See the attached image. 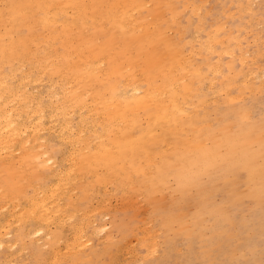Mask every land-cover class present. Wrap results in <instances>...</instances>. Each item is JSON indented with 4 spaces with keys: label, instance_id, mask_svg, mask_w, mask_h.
I'll return each instance as SVG.
<instances>
[{
    "label": "bare ground",
    "instance_id": "obj_1",
    "mask_svg": "<svg viewBox=\"0 0 264 264\" xmlns=\"http://www.w3.org/2000/svg\"><path fill=\"white\" fill-rule=\"evenodd\" d=\"M178 2L179 0H0V154L6 151L8 159L7 162H2L5 158L2 155L4 157L0 159V167L9 163V168L15 171L20 165L23 167L22 170L19 169L20 172L26 170L22 181L26 179L36 183V190L38 187L41 191L48 187V190L53 189L50 185L55 182L56 187L53 185L54 190L50 192V196L56 198L54 194H61L63 190L64 196L69 197V206L77 205V209L81 202L80 197L74 195V190L89 191V179L94 176L103 178L107 184L110 181L131 188L133 196H145L154 210L160 207L157 194L173 190L177 197L166 212L165 226L169 228L177 223L182 232L193 235L194 228L185 208L195 203L199 207L196 216L198 222L207 226L202 230L208 229L206 220H209L213 223L212 236L214 239L220 237L223 222L233 219V216L225 205L215 204L216 193L227 192L228 202H243L241 186L245 183L254 185L250 198L259 199L264 193V123H254L243 110L239 111L232 122L220 127H215L207 117H201V109L210 104L209 96L203 89L205 82L209 80L207 70L217 75L223 69L224 58L230 57L229 69L236 73L234 56L236 50L241 49L242 43L234 40L232 31H225L223 25L217 32H212L211 29L216 24L209 29L202 27L203 31L208 32L207 39L196 49L192 40L183 38L184 32L192 26L191 20L186 27L178 28L183 32L180 38L173 35L172 30L180 25L179 16L182 14ZM149 4L158 5L159 12L155 14L153 9L148 8ZM168 12L172 14L173 20L167 17ZM232 41L234 48L228 44ZM203 50L215 58L204 57ZM240 58L242 62L243 54ZM6 68L10 72H6ZM17 72L22 75L19 79L21 83L18 84L22 85V90H19L18 85L17 89L14 84L13 75ZM249 72L254 75V71ZM46 75L59 82L55 84L57 87L50 84L46 90L49 98H60L59 101L56 98L58 103L53 104L55 107L51 104L47 107L42 101V95H38L41 92L37 95L28 93L30 90L28 91L27 86L35 82L38 84ZM249 75L251 74L248 73ZM254 77L249 76L250 79H255ZM209 85L215 91L216 81L211 80ZM44 94L43 96L46 95ZM78 112L81 125L93 124L90 131L81 130L83 126L80 129L79 124L76 128L74 114ZM58 122V134L72 145L71 151L75 152L73 158L72 155L69 156V162L65 158L69 163L66 171L64 164H53L54 167L48 168V162L54 159L51 157L52 152L58 153L60 149L39 136L40 131H45L46 124L55 127ZM28 132L32 134L30 137L34 145L42 141L41 145L37 149H33V146L23 156L20 154L18 159H14L15 152H19L16 151L17 145H29L26 143L30 138H24ZM16 161L18 165H14ZM18 180L17 175H7L6 181L0 184V189L3 188L4 192L0 196L13 197L15 181ZM26 180L24 182L27 183ZM26 183L23 184V190L26 189ZM126 191L127 189L123 192L125 202L132 197ZM38 195L40 194L37 193ZM46 195L48 201L49 193L46 192L43 196ZM50 196L49 199L53 200ZM33 199L28 203L35 202ZM42 200L46 201L42 197L33 203L35 209L30 204L32 215L27 210L28 207L24 208L29 211L26 214L31 215L28 219L44 224L50 222L55 214H67V204L62 206L63 202H59L61 208L54 206L58 210L56 213L50 210L49 204L50 207L47 208V201ZM17 201L19 200L13 202ZM56 201L55 204L59 200ZM79 210L82 212L80 208ZM48 211L53 213L48 216ZM96 211H91V214ZM77 212L79 213L78 210ZM74 214L73 212L69 216ZM22 215L20 212L17 217ZM20 219L21 222L23 219ZM17 222L19 225V221ZM87 243L84 240L81 248L89 245ZM69 249L73 250L72 246ZM69 249V253H73ZM155 250L151 251L150 248L149 252L158 255ZM59 251L57 249L56 252Z\"/></svg>",
    "mask_w": 264,
    "mask_h": 264
},
{
    "label": "rangeland",
    "instance_id": "obj_2",
    "mask_svg": "<svg viewBox=\"0 0 264 264\" xmlns=\"http://www.w3.org/2000/svg\"><path fill=\"white\" fill-rule=\"evenodd\" d=\"M170 1L172 0H168V2ZM178 5L180 6L182 11V14L179 16L180 25L175 26V28L172 30L174 31L172 32V34L180 38L183 32L178 30V28L186 27L189 20H191L192 26L187 30V32H184L183 38H185L187 41L192 40L196 49H199L200 43L205 42L207 39L208 32L203 31L202 27H206L209 29L212 25L215 26L216 24L217 25L211 29L212 32H217L218 28L223 25L225 31H232L234 40H240V42L242 43V47H240L241 49H237L236 56H234L236 73L229 69V63L231 62H229V60H231L230 57L224 58L223 69L217 75L213 74L212 71L207 70L209 80H212V82L216 81V89L215 91L214 89H210L209 80L205 82L203 89L204 92L209 96L210 104H208L206 108L201 109V117H207L215 127H220L232 122L234 117L239 114V111L243 110L247 113L248 117L251 118L254 123H264V85L262 86V84L264 83V0H179ZM148 8L153 9V12L155 14L159 12L158 5L149 4ZM250 8L251 11H249ZM230 13H232V15ZM167 15L169 19L173 20V16L170 12H168ZM223 23L225 24V26ZM198 27H200L201 29ZM194 34H196L197 37ZM197 38L200 39L198 40ZM253 41H255V43H252ZM228 44H231L232 48L235 47L233 41ZM247 52H249L248 55ZM242 54L245 61L242 59L241 62L240 57H242ZM203 56L211 57L206 50H203ZM253 60L255 62H253ZM249 71H254V75ZM6 72H10L9 68H6ZM247 72L251 74L249 76H255V79L252 78L253 80H255L254 83L252 82L253 80L250 79L251 77L249 78ZM21 76L22 75L20 72H17L13 75V77H15V79H17L18 81L17 82L14 79L16 88L17 85H20L21 83V80H19ZM242 77H244L245 82H241ZM247 77L249 83L247 81ZM57 80L55 78H53L52 80L49 75H46L44 78H42V80H40V82H38V84L37 82H35L34 84H29L27 88L28 91H31V93L30 91L28 93L32 95H35L36 93L37 95V93L41 92V94L38 95H42V101L47 105V107L49 106V104L55 107V105L53 104H55L56 101H59V97H55V99H52L51 97L49 98L46 90L50 84L55 85ZM45 81H48V84ZM55 86L57 87L58 85ZM207 87L209 88L207 89ZM18 88L19 90H22L21 88L23 87L21 85ZM215 92L216 94L214 95L213 93ZM42 93H45L47 96L45 94V96H43ZM232 96L234 97V99ZM217 97L218 100L216 99ZM235 97L237 99H240L237 100L235 99ZM241 97L245 98L243 99ZM50 101L52 103H50ZM57 103L58 102H56V105ZM78 114L79 112L74 114V124L76 128H78L77 125L79 124V128L81 129L83 125H81V121L78 120ZM48 121L49 118L46 119L47 123ZM89 124L90 123H87V126L85 125L87 130L85 129V126H83L81 130L90 131V127L93 126V124L91 123L90 126ZM46 125V132L43 130L40 131L39 136L44 138L46 142L55 144L60 149L58 153L52 150L53 152L51 154V157L52 159H54L53 161L48 162V165H50L48 166V168H51L52 166L54 167V165L56 164V166H58V164H64V169L66 171L69 168V163H67L70 161L69 156L72 155V157H70L73 158V155H75V152H72L73 147L69 142L62 139V137L60 136L61 134H58V130L60 129L59 122L55 124L56 128L54 126H51L50 124ZM31 135L32 134H30V132L24 135V138H26V136L27 138H30L28 139V142L26 141V145H28V143L29 145L24 147H22L20 144L17 145L16 151L19 150V152H15L14 159H18L20 154L23 156L24 153L29 149L31 150L33 146V149H37V146H39V144L41 145L42 141L38 143L36 142V144L34 145V141H32L30 137ZM58 135L60 136V138ZM3 150L4 149H2L1 153L3 152ZM5 153L3 152L2 154H0V159H2L7 154ZM65 158L67 159V162L65 161ZM3 160L7 162L8 159L5 156V158L2 159V162ZM54 161L55 163H53ZM18 162L16 161V164L14 165H18ZM18 168L20 170L23 169V167L21 168L20 165L18 166ZM19 169H15V171L11 170V168H9V163L3 164V166L0 167V171L3 172V175H1L2 172H0V184L1 182L3 184V181H6L7 175L12 177L17 175L19 179L18 181H15L16 186H13L15 196L12 195L13 197L10 196L7 198H2V196H0V236L3 237L0 238V264H264V193L261 194V197L259 199L254 200L250 198L249 194L251 193L254 185H248V183H245L241 186V190L243 191L242 193L244 194L243 202H228L226 194L227 192L223 193L219 191L216 193L215 204L225 205L228 209V212L232 214L233 219H226L223 222L220 237H215L216 239H214V237L212 236L213 231L211 228L213 223L209 222V220H206L208 229L205 231L202 230L205 225H201L203 222H198L196 218L199 207L195 203L185 208L186 214L190 217V224L194 228L193 235L190 236L185 232H182L179 224L177 223L172 224V227L169 228L165 226L164 217L166 215V212L170 208L171 202L174 201V199L177 197V193L175 194L173 190H169L163 194H157V199L160 207L159 209L154 210L150 201L145 196H141L140 198L138 196V198L136 196H133V190L131 188L127 186L122 187L117 185V183H112L110 181L107 184V182L104 181L103 178L94 176L89 179V182L91 183L89 191H84L83 189H78L79 191L74 190V195L77 194L80 197L79 200L81 203L79 208L82 210L81 212L79 208H76L77 205H71V203L73 204V201H75L74 198H72L74 200H71V206H69V203L67 202L69 200V197L64 196L65 194H63V190H61V194L57 192L56 194H54L56 195V198L50 196V192L54 190V186L56 184L55 182H53L54 186L52 184L50 185V188L52 187L53 189L48 190V187L47 189L42 190L44 194H41L43 192L39 189V187L37 189L39 191L34 189L37 188V186L35 187L36 183H32L31 180L26 179H24V181L26 180L27 183L22 181L24 178L23 176H25L24 174L26 173V170L24 169V171L20 172ZM246 177H248V175H246ZM20 181H22V183ZM18 182H20V184H18ZM23 182L26 183V189L24 190ZM97 187L99 188L97 189ZM2 189H0V192ZM107 189L110 191H108ZM125 189H127L126 193L128 192L127 194L132 196L126 202L124 201L125 199H123V195L125 194L123 192H125ZM22 190L25 192H23ZM55 191H57V189H55ZM34 192L36 193L32 195ZM46 192L47 194L49 193L48 201L47 195L46 197L43 196L46 194ZM2 193H4L3 190L0 195ZM37 193L40 195L37 196ZM62 194L63 196H61ZM35 195L36 197H34ZM18 196L20 197L18 198ZM49 196L50 198H53V200H50ZM42 197L47 201L46 202L45 200H42L46 202H44L45 205L47 206L49 204L51 206H47V208L50 207L51 211H56V209H54V206L55 208H57L58 206H60L61 208V205L63 206L64 204H67L69 208L66 213L68 214L71 212L70 214L72 215L74 212V216L70 217V214L69 216L64 213L62 216L61 213L58 212L59 214H55L56 216L54 214H51L54 216H52L50 222H44V224L37 223L28 219L32 215L31 210H33L31 207H29L30 204L34 208L33 203H36V201L40 200V198L42 199ZM15 198L19 201L13 202L16 200ZM32 199L35 200V202L33 201V203H28V201H31ZM55 200H59L58 202L56 201L57 205L55 204ZM105 201L107 202L105 203ZM5 202H7V205L3 204ZM49 202L54 203L52 204ZM59 202L60 204L62 202L63 203L61 205H58ZM12 204V208L14 211L11 209ZM1 206H6V208H1ZM24 208L30 210L31 215H27L26 213H28L29 211L25 209L27 211L26 212ZM96 209H98V213ZM23 210L25 211V213L23 212ZM77 210L79 211V213L77 212ZM51 211L46 212L48 213V216H50V213H53ZM84 211L86 212L84 213ZM91 211L96 212H92L93 214H91ZM20 212L24 215L20 217L23 219L21 222V219L17 217V214L19 215ZM89 212L91 215L89 214ZM14 214L15 216L13 217ZM23 217L27 219L25 220V218ZM83 218L86 222L83 221ZM62 220L64 221V223H66L63 224ZM17 221H19V225ZM78 225L83 229H81ZM3 227L5 228L2 229ZM38 228H41V231H38ZM79 229L80 232L82 231L81 235L79 234L80 232L78 233ZM36 231L41 233H38ZM76 232L80 235L79 237H77L78 234ZM93 232H95L96 236ZM74 233L75 235L73 236ZM81 236L82 239L80 238ZM76 237L77 241L75 242ZM86 237H88L89 241H92L90 244L89 241H87L88 239ZM36 239H39V241L37 242ZM83 239L85 240V242H88L87 244L89 245L85 247V243L84 247L81 248L84 242ZM155 240H157L156 243H154ZM78 241H80V243ZM8 242H10L12 245H10V243ZM2 243H4V247H2L3 245L1 246ZM132 244L136 245L133 246ZM154 244L157 245L155 246ZM71 246L73 250L69 249L71 248ZM75 247L77 248V250H75ZM150 248L151 251L155 250L156 248L157 251H155L158 255H155V252L150 253ZM57 249L58 251H60L56 252ZM68 249L70 251H73V253H69ZM65 250L67 251L65 252ZM75 251L78 252L75 253ZM117 252L118 254H116ZM4 254L7 256H5ZM58 256L59 258H57ZM55 258L59 260H55ZM116 261L118 263H116Z\"/></svg>",
    "mask_w": 264,
    "mask_h": 264
}]
</instances>
